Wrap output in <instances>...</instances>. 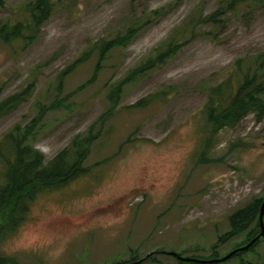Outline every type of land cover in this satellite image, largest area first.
Returning <instances> with one entry per match:
<instances>
[{"label":"rangeland","instance_id":"obj_1","mask_svg":"<svg viewBox=\"0 0 264 264\" xmlns=\"http://www.w3.org/2000/svg\"><path fill=\"white\" fill-rule=\"evenodd\" d=\"M30 1L0 0V30L26 21ZM222 2L66 0L35 40H0V100L32 89L0 119V138L33 126L27 140L48 162L99 133L88 171L40 192L0 252L21 264H113L154 251L140 264H211L169 252L211 259L246 242L248 230L221 238L232 212L264 198V117L215 131L203 106L211 86L264 51V0L213 24ZM129 29L128 45L101 59L102 45ZM218 264H264V236Z\"/></svg>","mask_w":264,"mask_h":264},{"label":"trees","instance_id":"obj_2","mask_svg":"<svg viewBox=\"0 0 264 264\" xmlns=\"http://www.w3.org/2000/svg\"><path fill=\"white\" fill-rule=\"evenodd\" d=\"M64 1L66 0L30 1L27 4L29 18L13 26H4L0 30V40L6 43L18 39H24L26 43L35 40L43 24L52 16L57 5ZM244 2H247V0H223L220 7L226 3L228 4L227 7L219 8L210 14L207 19L213 24H218L223 21L222 19L228 17V11L237 10ZM131 30L129 29V32L123 36L105 42L101 47V59L105 58L106 54L114 48L127 46L133 36ZM174 50L170 48V50L159 54L156 58L150 60L148 66L154 67L156 63L164 61ZM122 83L114 90V95L120 90ZM170 93H172V90H165L162 92V96L166 98ZM31 94V86H28L1 99L0 119L27 102ZM203 112L208 124L215 131L226 127H236L249 113H256L257 118L262 119L264 117V51L254 58L252 65L249 67L246 64H241L239 71L227 75L220 84L211 86L203 106ZM32 127L29 126L26 129L16 126L14 130L0 138L1 243L17 232L27 218L31 203L40 192L63 187L88 171L85 167V161L90 155L93 143L99 136V133L94 134L90 130L89 133L75 138L71 145L62 149L47 162L44 154L27 140L32 132ZM261 203V199H256L232 212L228 217L230 230L226 232L221 240L248 230L249 236L243 244L245 245L257 236L261 232L260 220L258 219L259 222L257 220V224L254 227L252 226L254 221L259 218ZM260 239L249 249L239 251L231 258L241 256L243 253L252 250ZM157 252L159 251L152 252L146 259L155 260L152 256ZM192 257L203 258L201 256ZM216 257L218 255L211 258ZM141 258L143 257L133 256L128 261L113 264L131 263ZM178 260L180 263H186V261ZM0 264L21 263L15 256L0 252Z\"/></svg>","mask_w":264,"mask_h":264},{"label":"water","instance_id":"obj_3","mask_svg":"<svg viewBox=\"0 0 264 264\" xmlns=\"http://www.w3.org/2000/svg\"><path fill=\"white\" fill-rule=\"evenodd\" d=\"M259 220H260V224H261V232L257 236H255L252 240H250L247 244L233 249L232 251H230L229 253H227L226 255H224L222 257L203 259V258H196V257H192V256H184V255H181L180 253H177L175 251H171V252H169V254H171V255H173V256H175L178 259L183 260V261H194V262H201V263H219L222 261H226L229 258H231L234 254L238 253L239 251L249 249L258 239H260L264 235V199L262 200L261 207H260ZM163 252H165V251H163ZM151 253L152 252L148 253L143 258H141L137 261H133L131 263H126V264H140Z\"/></svg>","mask_w":264,"mask_h":264}]
</instances>
